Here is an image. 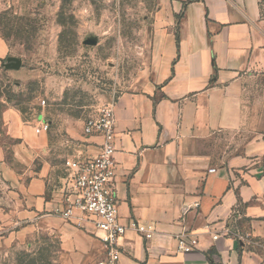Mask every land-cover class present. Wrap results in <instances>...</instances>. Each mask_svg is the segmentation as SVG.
Instances as JSON below:
<instances>
[{
	"label": "crops",
	"instance_id": "0c3cea01",
	"mask_svg": "<svg viewBox=\"0 0 264 264\" xmlns=\"http://www.w3.org/2000/svg\"><path fill=\"white\" fill-rule=\"evenodd\" d=\"M263 3L172 0L179 21L155 28L153 72L114 102L120 220L153 235L130 229L121 264H264L255 245L264 243ZM8 55L0 35V61ZM5 117L17 144L7 157L0 148L9 204L0 205V227L43 228L57 235L62 264H97L105 248L93 222L57 213L64 198L50 163L51 130L37 134L40 120L27 125L16 111ZM78 141V159L99 154L103 143L84 129ZM181 234L188 254L178 252Z\"/></svg>",
	"mask_w": 264,
	"mask_h": 264
},
{
	"label": "rangeland",
	"instance_id": "374dc122",
	"mask_svg": "<svg viewBox=\"0 0 264 264\" xmlns=\"http://www.w3.org/2000/svg\"><path fill=\"white\" fill-rule=\"evenodd\" d=\"M171 1L0 0V35L9 47L0 61L4 156H11L17 144L6 124L7 111H16L33 127L48 120L55 142L50 163L55 187L62 188L73 174L67 162L78 160L72 142H80L87 119L99 106L138 90L153 72L155 28L179 21ZM17 61L19 70L12 67ZM231 140L229 135L220 139L212 153L222 154ZM4 190L0 173V205L8 207ZM255 245L264 248V243ZM0 264H62L59 239L39 227H0Z\"/></svg>",
	"mask_w": 264,
	"mask_h": 264
},
{
	"label": "built area",
	"instance_id": "2783aa9c",
	"mask_svg": "<svg viewBox=\"0 0 264 264\" xmlns=\"http://www.w3.org/2000/svg\"><path fill=\"white\" fill-rule=\"evenodd\" d=\"M46 104L45 101L42 102ZM51 130V123L40 119L35 132L42 134ZM84 134L89 137L99 136L103 143L99 154L87 158H79L66 166L73 169L71 179L63 186V206L57 213L64 219H72L80 213L91 220L101 236L98 239L105 248L104 257L98 264H119L123 255L122 239L130 229L144 235L146 239L153 237L145 226L132 222L129 226L120 220L119 206L116 199V178L118 164L116 154V116L115 104L107 103L99 106L87 119ZM236 238L242 239L238 234ZM186 234L178 237V252H192Z\"/></svg>",
	"mask_w": 264,
	"mask_h": 264
},
{
	"label": "water",
	"instance_id": "95a60500",
	"mask_svg": "<svg viewBox=\"0 0 264 264\" xmlns=\"http://www.w3.org/2000/svg\"><path fill=\"white\" fill-rule=\"evenodd\" d=\"M87 43H88L89 45H96V41H94V40H88ZM21 65H22V62H21V61H17V62H15V63L13 64L12 67H13L14 69H16V70H19L20 67H21Z\"/></svg>",
	"mask_w": 264,
	"mask_h": 264
},
{
	"label": "trees",
	"instance_id": "16d2710c",
	"mask_svg": "<svg viewBox=\"0 0 264 264\" xmlns=\"http://www.w3.org/2000/svg\"><path fill=\"white\" fill-rule=\"evenodd\" d=\"M263 15H264V11H263Z\"/></svg>",
	"mask_w": 264,
	"mask_h": 264
}]
</instances>
